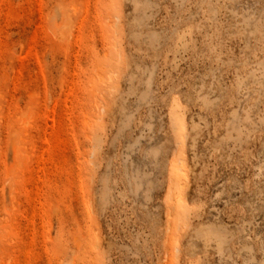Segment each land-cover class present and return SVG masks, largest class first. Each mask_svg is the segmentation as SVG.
Returning a JSON list of instances; mask_svg holds the SVG:
<instances>
[{
    "label": "rangeland",
    "instance_id": "374dc122",
    "mask_svg": "<svg viewBox=\"0 0 264 264\" xmlns=\"http://www.w3.org/2000/svg\"><path fill=\"white\" fill-rule=\"evenodd\" d=\"M0 264H264V0H0Z\"/></svg>",
    "mask_w": 264,
    "mask_h": 264
}]
</instances>
